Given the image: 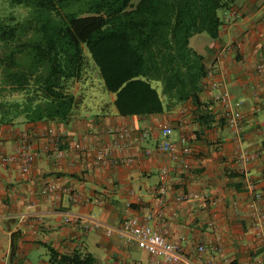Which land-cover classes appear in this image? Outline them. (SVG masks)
Listing matches in <instances>:
<instances>
[{"label": "crops", "instance_id": "0c3cea01", "mask_svg": "<svg viewBox=\"0 0 264 264\" xmlns=\"http://www.w3.org/2000/svg\"><path fill=\"white\" fill-rule=\"evenodd\" d=\"M221 17L217 38L207 35L195 47L196 34L189 39L208 69L199 93L208 104L200 114L208 112V121L197 120L191 100L162 113L123 116L114 94L98 97L86 81L76 88L82 102L66 120L0 123V155L17 152L24 142L34 155L25 173L19 160H0V264H65L51 263L50 249L90 253L97 264H145L147 251L107 228L159 206L162 167L171 171L157 224L180 244L186 261L178 264H264V230L259 237L255 216L264 212V72L257 69L264 63V0H233ZM219 92L242 112L238 134L225 123ZM165 124L173 128L175 145H188L190 153L173 160L157 148ZM119 127L130 129L128 145L111 147ZM104 147L105 160L96 163V150ZM241 148L259 155L242 166ZM50 185L57 190L43 193ZM182 193L196 196L180 201ZM94 220L102 223L84 227Z\"/></svg>", "mask_w": 264, "mask_h": 264}, {"label": "trees", "instance_id": "16d2710c", "mask_svg": "<svg viewBox=\"0 0 264 264\" xmlns=\"http://www.w3.org/2000/svg\"><path fill=\"white\" fill-rule=\"evenodd\" d=\"M232 2L0 0V123L70 118L83 99L76 88L96 69L120 115L162 113L191 100L197 120L208 121L199 99L208 69L189 39L217 38ZM56 261L97 264L90 253L50 249Z\"/></svg>", "mask_w": 264, "mask_h": 264}, {"label": "built area", "instance_id": "2783aa9c", "mask_svg": "<svg viewBox=\"0 0 264 264\" xmlns=\"http://www.w3.org/2000/svg\"><path fill=\"white\" fill-rule=\"evenodd\" d=\"M257 69L264 72V63L259 64ZM209 83L212 86L218 84L214 81ZM216 98L223 106V118L226 125L238 134L241 129V120L243 117L241 110L232 105L228 96L224 92H219ZM172 131L173 128L169 124L160 127L162 140L157 144V148L168 152L173 160H177L179 154H187L190 153L191 150L186 144L178 148L170 139ZM114 134L115 139L111 147L121 148L128 145L130 129L127 127H119L114 130ZM181 139L184 140L185 138L181 136ZM108 150L109 148L107 147L97 149L95 153V162H104ZM150 151L149 148L144 150L146 154L150 153ZM56 154L58 156H63L64 151L57 149ZM258 155L259 152L250 151L246 148H241L237 151V157L242 166H245L248 162L258 157ZM0 160L4 163L19 160L20 170L25 173L29 170L34 160V155L29 149V144L24 142L17 152L0 155ZM125 160L130 161L132 159L126 158ZM181 165L186 167L185 162H181ZM170 171V167H162L158 171V207H148L142 216H129L122 218L115 227L109 226L107 228L108 234H111L116 230L118 233L133 239L140 248L147 251L149 258L145 264H178L186 261L180 244L167 238L169 228H160L157 224L163 218V208L161 206L163 198L167 192ZM247 186L250 189H253V184L248 183ZM56 190L57 186L50 185L43 190V193L53 194ZM191 196L195 197L196 195L182 193L176 196V198L180 201H186ZM204 200L206 201L207 197H204ZM212 203H215L214 199H212ZM255 216L258 219V221H256V228L258 229L257 235L262 238L264 230V212L258 210ZM101 223L102 222L99 220H94L93 222H90L89 225L85 224L84 227L89 228L91 225L97 226ZM197 249L199 251H204L205 246L200 244L197 246ZM218 249H220V247H218Z\"/></svg>", "mask_w": 264, "mask_h": 264}, {"label": "rangeland", "instance_id": "374dc122", "mask_svg": "<svg viewBox=\"0 0 264 264\" xmlns=\"http://www.w3.org/2000/svg\"><path fill=\"white\" fill-rule=\"evenodd\" d=\"M19 12H21L22 15H24L26 13L25 10H19ZM208 34L206 33H198L196 34L192 39H191V45L193 47H195L196 43L198 41H200L202 38H204L205 36H207ZM91 79L88 80L87 86L91 87L92 91L94 92V94H98V97H102V96H106L108 97V94H110L108 91H106L103 88V84H102V80L99 77V75L97 74V69L96 71H94L91 75Z\"/></svg>", "mask_w": 264, "mask_h": 264}]
</instances>
